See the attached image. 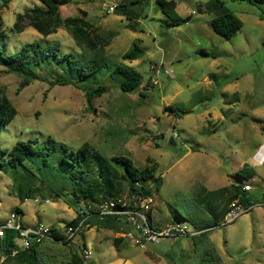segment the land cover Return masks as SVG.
I'll list each match as a JSON object with an SVG mask.
<instances>
[{
    "label": "rangeland",
    "instance_id": "rangeland-1",
    "mask_svg": "<svg viewBox=\"0 0 264 264\" xmlns=\"http://www.w3.org/2000/svg\"><path fill=\"white\" fill-rule=\"evenodd\" d=\"M119 1L71 0L60 12L63 18H72L83 10L102 36L111 35L104 50L105 62L112 67H131L142 78L139 89L124 94L107 73L98 75L90 79L89 86L103 85L108 92L92 100L87 110L84 92L74 85H48L59 75V65H42L37 70L39 80L18 95L19 78L0 67V86L17 111L0 132V151L10 150L16 142L41 144L46 139L75 151L86 142L98 155L94 162L115 172L126 200L122 167L110 163V158L126 157L137 169L151 162L156 165L148 184L153 194V226L162 229L178 221L190 231L204 233L222 264H264V20L260 19L264 4L174 0L181 22L166 28V17L149 0L146 17L132 30L125 18L107 13ZM220 5L242 23L229 40L208 25ZM34 6H40L39 0H12L0 11L6 55L26 43H37L42 48L58 45L59 54L70 53L82 64L90 58L64 28L47 37L30 27L18 34L11 32L16 14ZM137 41L141 58L123 61L122 54ZM201 50L209 56H203ZM167 106L169 111H165ZM6 159L0 152V222L15 208L24 226L40 222L57 228L75 217L74 210L50 191L56 190L50 177L40 185L31 173L8 167ZM91 159L88 155L87 169ZM243 165L255 171L253 178L238 175ZM75 176L82 181L80 172ZM94 178L91 175L89 182ZM237 185H249L246 195L256 204L232 223L222 225L223 208ZM112 198L114 195L108 197ZM123 227L125 230L119 227L117 232L84 227L68 245L70 253L82 257L80 249L85 245L90 258L83 264H195L191 236L165 237L140 247L124 236L129 227ZM117 237H123L118 249L113 246ZM3 256L0 251V261Z\"/></svg>",
    "mask_w": 264,
    "mask_h": 264
},
{
    "label": "trees",
    "instance_id": "trees-1",
    "mask_svg": "<svg viewBox=\"0 0 264 264\" xmlns=\"http://www.w3.org/2000/svg\"><path fill=\"white\" fill-rule=\"evenodd\" d=\"M11 1L0 0V11L6 9ZM93 1L86 0V2ZM151 1L156 12H160L166 17L167 21L164 25L166 28L177 26L181 22L176 12L174 0ZM241 1L251 5L264 4V0ZM39 2L40 6L26 8L22 13L16 14L10 29L11 32L18 34L23 32L26 27H30L41 36L47 37L55 34L58 29L64 28L75 45L90 53L91 56L82 64L70 53L59 54L58 45L42 48L37 43H26L14 54L6 55L4 53V32L1 29L3 21L0 17V67L6 73L19 78L16 95L31 82L39 80L37 70L45 64H56L61 67L59 75L48 85L50 87L74 85L84 92L87 110H90L92 100L108 92L107 87L103 85L89 86L90 79H95L98 75L107 73L124 94L135 93L139 89L142 78L131 67L124 64L112 67L105 62L104 50L110 45L111 35L109 37L102 36L99 27L93 26L86 20L87 13L85 11H79V15L72 18H63L60 10L68 5L71 0H39ZM148 4L149 0H120L115 5L113 13L129 21L128 28L134 30L139 20L146 17L145 9ZM260 19L264 20V17ZM208 25L215 34L225 40L233 38L242 28L241 21L221 5L219 13L209 20ZM138 43L139 41L122 54L121 59L123 61L132 62L141 58L143 53ZM201 54L209 56L203 50H201ZM170 109L171 107L167 106L165 111ZM16 114V109L7 98L5 90L0 86V132L15 118ZM0 152L7 155L6 164L8 167L11 169L19 167L31 173L35 178H38L40 185L46 181V177H50L56 187V190H50L54 192V197L61 199L73 210L80 204L95 207L101 203L116 201L123 197L116 184L115 172L104 170L98 166V162H94L98 155L96 151L91 150L90 145L86 142L82 143L75 151L68 150L50 139L42 141L41 144H37V141L16 142L10 150ZM88 155L92 157V166L87 169L85 161ZM109 162L122 167L121 179L126 185V197L152 194L148 184L153 178L155 164L149 162L148 166L137 169L130 159L122 156L111 157ZM35 172L40 173V176H37ZM76 172L82 174V181L76 179ZM91 175H95V178L89 182L88 178ZM238 175L243 179H250L255 176V171L251 167L243 165L239 169ZM155 183L153 185L154 191H157L158 180ZM114 185L117 186L116 190ZM246 193L240 185L235 187L233 198L223 208V217L229 204L237 197L239 198L238 201L244 205L256 204V202L250 201ZM113 195L114 198L108 199ZM14 211L19 213L17 208ZM146 216L149 224L153 226L151 214L147 213ZM80 220L81 218L76 216L66 225H76ZM173 222L178 221H171L170 223ZM85 224L114 232L120 231L119 227L122 228V231L125 230L120 221L110 216L103 220L90 217ZM153 227L157 228L155 225ZM15 237V232L7 230L4 237L0 239V251L5 257L2 262H5L4 264H83L85 261L82 257L77 256V253H70L68 246L70 244L44 242L34 245L28 250H19L14 242ZM122 241L123 237L115 238L113 246L118 249ZM190 241L194 248L195 257L193 259L195 264H222L216 248L204 233L199 232L197 235L191 236ZM83 248L85 245L80 250L82 251ZM14 251L16 254L10 257ZM179 260L182 261V258Z\"/></svg>",
    "mask_w": 264,
    "mask_h": 264
},
{
    "label": "built area",
    "instance_id": "built-area-1",
    "mask_svg": "<svg viewBox=\"0 0 264 264\" xmlns=\"http://www.w3.org/2000/svg\"><path fill=\"white\" fill-rule=\"evenodd\" d=\"M113 10L114 7L109 6L107 8V13H113ZM261 145L263 146L264 142ZM261 145L260 147H262ZM258 151L259 150L256 151L255 155ZM242 189L246 192L251 190L249 185H243ZM152 195L153 194L146 196L134 195L131 198L127 197L128 200L122 197L116 201L104 202L95 207L80 204L76 206L74 213L75 217L78 216L81 220L76 225L65 224L57 228L46 226L40 222L30 226H24L21 215L13 210L10 212L8 218L0 222V239L4 237L7 230H10L16 234L14 242L19 250H28L32 246L44 242L70 244L73 237L82 231L84 227L88 226L85 224L87 219L96 217L99 220H103L107 216L115 217L123 225L128 226L129 228L124 232V236L132 239L140 247H143L147 243H157L161 238L165 237L176 238L186 235L194 236L199 233L195 230L190 231L186 225H182L178 222H173L162 229L155 228L149 224L146 214L151 211L153 203ZM37 201V199L32 200L33 203H37ZM44 202L46 203L48 200H44ZM262 205H264V203ZM254 206L255 204L244 205L237 200L232 201L225 212L222 225L232 223L241 215L249 212ZM54 236H56V238H54ZM15 254L16 251L12 252L10 257H13ZM81 256L84 260H88L90 258V251L83 248ZM4 258L3 256L0 262H3Z\"/></svg>",
    "mask_w": 264,
    "mask_h": 264
},
{
    "label": "crops",
    "instance_id": "crops-1",
    "mask_svg": "<svg viewBox=\"0 0 264 264\" xmlns=\"http://www.w3.org/2000/svg\"><path fill=\"white\" fill-rule=\"evenodd\" d=\"M233 201V200H232ZM264 203V202H263ZM228 206V205H227Z\"/></svg>",
    "mask_w": 264,
    "mask_h": 264
},
{
    "label": "bare ground",
    "instance_id": "bare-ground-1",
    "mask_svg": "<svg viewBox=\"0 0 264 264\" xmlns=\"http://www.w3.org/2000/svg\"><path fill=\"white\" fill-rule=\"evenodd\" d=\"M264 161V160H263ZM262 163V162H261Z\"/></svg>",
    "mask_w": 264,
    "mask_h": 264
}]
</instances>
